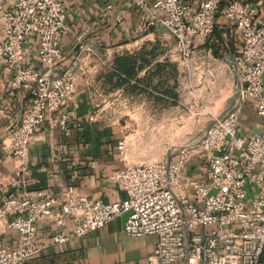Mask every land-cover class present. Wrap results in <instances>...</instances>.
<instances>
[{
  "label": "built area",
  "instance_id": "2783aa9c",
  "mask_svg": "<svg viewBox=\"0 0 264 264\" xmlns=\"http://www.w3.org/2000/svg\"><path fill=\"white\" fill-rule=\"evenodd\" d=\"M4 1L0 68L10 72L14 88L27 90L30 102L0 146L16 159L20 172L27 143L39 132L46 112L73 99L79 62L113 67L81 32L75 58L53 76L63 57L59 42L68 31L62 0H16L2 9ZM132 1L141 10L144 30L159 26L174 37L185 68L193 47L214 31L218 19L239 30L233 106L223 115L209 113L202 136L169 151L167 159L125 161L112 170L109 180L125 194L120 200L88 199L70 185L58 196L34 189L1 198L0 233L12 229L16 238L10 245L0 241V264H26L48 245L61 246L122 215L125 235L157 237L148 264H264V19L256 21L258 8L244 0H201L189 15L186 0H155L151 6L145 0ZM155 9L161 13L155 14ZM31 36L38 43L39 70L21 63L23 43ZM247 102L260 120V130L243 135L237 128ZM126 147L125 139L117 143L123 160ZM43 219L60 228L70 222L71 228L38 241L36 224Z\"/></svg>",
  "mask_w": 264,
  "mask_h": 264
},
{
  "label": "crops",
  "instance_id": "0c3cea01",
  "mask_svg": "<svg viewBox=\"0 0 264 264\" xmlns=\"http://www.w3.org/2000/svg\"><path fill=\"white\" fill-rule=\"evenodd\" d=\"M145 1L151 6L155 0ZM186 1L189 15L201 0ZM244 1L258 8L256 21L264 19V0ZM15 2L6 0L1 7L8 8ZM62 2L68 31L60 39L63 57L54 67L53 76L60 75L75 58L76 36L81 32L85 33L84 41L112 66L115 58H129L133 74L129 80L122 81L111 76L107 65L96 64L93 60L80 61L73 99L57 111L46 112L39 132L27 143L22 171H16V159L7 156L0 146V199L34 189H46L49 195L58 196L63 186L70 185L88 199L120 200L125 194L108 176L125 161H132L127 147L124 160L117 148V143L128 135L127 125L112 105L125 101L131 104L130 115L167 119L171 115L170 104L185 100L186 72L198 64L211 66L210 70L218 79L228 73L236 83L234 59L239 53L241 39L239 30L231 23L218 19L214 31L203 43L198 42L193 47L188 68H185L175 48L174 37L159 26L144 30L141 10L132 0ZM154 13L161 12L155 9ZM1 26L0 9V35ZM37 45L34 36L24 41L23 67L40 69ZM197 76L200 77V73ZM29 102L27 90L14 88L10 72L0 68V145L7 129L19 123ZM172 108L178 113V105ZM52 122L56 124L52 126ZM240 122L245 125H242L244 132ZM237 129L243 135L257 133L260 120L251 109L248 113L242 110ZM194 173L198 175L197 171ZM124 220L125 215H122L61 246L50 244L30 256L26 264H148L157 237L125 235ZM36 228V239L42 241L50 239L60 229H70L71 223L60 228L51 220L43 219L37 222ZM15 238L16 232L12 229L0 233L3 244L10 245Z\"/></svg>",
  "mask_w": 264,
  "mask_h": 264
},
{
  "label": "rangeland",
  "instance_id": "374dc122",
  "mask_svg": "<svg viewBox=\"0 0 264 264\" xmlns=\"http://www.w3.org/2000/svg\"><path fill=\"white\" fill-rule=\"evenodd\" d=\"M210 69L211 66L206 63L190 67V71L186 72L185 100L179 104H170L171 115L167 119L130 115L131 104L125 101L112 105L127 125L125 130L128 135L125 140L132 162L167 159L169 151L202 136L209 121V113L223 115L233 106L235 83L231 76L227 73L218 79ZM199 73L200 77L197 76ZM197 88L199 90L196 91ZM175 105H178V113L172 111ZM248 110L250 105L247 102L243 111L248 113ZM249 120L251 121L250 118ZM243 124L240 122L241 130L244 129Z\"/></svg>",
  "mask_w": 264,
  "mask_h": 264
},
{
  "label": "trees",
  "instance_id": "16d2710c",
  "mask_svg": "<svg viewBox=\"0 0 264 264\" xmlns=\"http://www.w3.org/2000/svg\"><path fill=\"white\" fill-rule=\"evenodd\" d=\"M112 67L111 76H116L122 81L129 80L133 74V66L131 65V60H129V58H124L123 60L115 58Z\"/></svg>",
  "mask_w": 264,
  "mask_h": 264
}]
</instances>
